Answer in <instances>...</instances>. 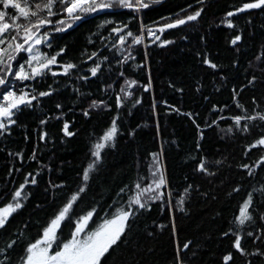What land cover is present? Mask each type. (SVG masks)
<instances>
[{"label": "trees", "instance_id": "16d2710c", "mask_svg": "<svg viewBox=\"0 0 264 264\" xmlns=\"http://www.w3.org/2000/svg\"><path fill=\"white\" fill-rule=\"evenodd\" d=\"M242 2L247 0H159L138 14L113 9L91 14L60 32L53 30L61 27L55 23L41 29L49 32L51 43V47L42 43L41 51L49 55L61 47L65 51L51 66L56 76L47 72L42 78L23 82L8 76L16 84V91L25 85L29 92L33 87L53 91L38 97L31 107L22 106L13 117L17 123L9 125L10 132L0 136V206L8 202L26 177L37 181L25 185L23 191L29 196L22 201L24 207L0 228V248L6 249L0 260L7 256L5 264H22L27 244L42 234L50 217L77 190L82 169L93 159L92 145L118 115L115 146L102 150L86 193L74 205L76 213L96 206L103 216L105 211L124 204L132 192L126 189L120 193V188L128 185L134 191L138 177L147 178L144 183L150 182L153 153L158 154L168 180L164 191L171 190L172 197L170 204L167 195L164 200L151 202L149 209H141L130 220L126 242L108 256L107 264H176L178 247L184 264H264V256L249 254L257 249L264 252V221L257 213L254 222L237 227L234 219L249 192L254 205L264 210L258 191L264 188V161L260 160L264 146L249 147L264 136V121L242 120L237 127L231 119L236 115L264 114V8L226 17ZM196 11L201 12L197 19L159 31L165 23ZM225 19H231L235 26L222 23ZM105 20L111 22L104 24ZM122 23L129 26L125 32L143 34V41L133 44L129 37L120 45L118 34L111 29ZM148 30L160 39L149 36ZM237 34L242 39L232 45L230 41ZM165 39L172 42L162 44ZM92 52L97 55L88 59ZM20 57L27 59L28 54L22 52L17 59ZM205 57L217 68L204 64ZM67 62L77 67L63 75L62 65ZM96 63L101 67L92 76L89 69ZM16 67L13 61L14 71ZM85 76L87 80L81 78ZM126 79L138 81L128 89L133 93L131 97L119 92ZM149 80L151 86L145 90L143 86ZM117 94L124 100L119 108L115 105ZM93 99L105 100L111 107L90 109ZM85 109L90 112L87 117ZM41 120L46 123L40 124ZM65 122L72 136L63 132ZM244 124L248 131L242 130ZM43 133L47 136L41 140ZM201 160L211 175L197 170ZM244 164L249 168L242 167ZM189 185V193L185 194L184 188ZM178 194L185 195V211L177 207ZM114 200L119 204L113 205ZM237 231L245 254L233 246V233ZM248 232L254 235L249 237ZM63 234L67 236L66 228ZM11 241L15 244L7 248ZM189 241V247L184 249L183 244ZM228 253L233 259L225 262L223 256Z\"/></svg>", "mask_w": 264, "mask_h": 264}, {"label": "snow or ice", "instance_id": "6c2138e0", "mask_svg": "<svg viewBox=\"0 0 264 264\" xmlns=\"http://www.w3.org/2000/svg\"><path fill=\"white\" fill-rule=\"evenodd\" d=\"M159 2V0H0V86H3V91L0 92L2 102H0V136L6 132H10L9 125L17 123L14 116L19 113L23 106L28 108L32 106V102L37 100L38 97H45L51 95L50 91H37L36 88H32L31 92L26 91L25 85L20 88L19 91L14 90L16 84L8 80V76L14 77L15 81H30L35 80L37 77H43L47 72H51L52 76H56L58 73L52 71V65L58 63L57 56L65 51L63 47L59 49L54 55H49L46 52L41 51L38 45L42 43L51 47V43L48 40L49 32L41 31L47 25H60L53 30L56 32L63 31L64 29L71 28L76 22L83 20L85 17L91 14L106 13L113 9H129L132 13H139L142 9H147L151 3ZM264 8V0H247L242 2L239 6L234 7L233 11L226 13V17H233L238 13H243L246 10L262 9ZM11 13V14H10ZM201 15L200 11H196L193 14L186 15L182 19H176L172 23H165L160 29L163 32L165 29L177 27L185 24L187 21H193ZM61 16L60 19L55 21L53 17ZM111 21L105 20L104 24H108ZM228 27H234L231 19H225L222 21ZM102 26V25H101ZM127 23H122L120 27H113L111 32L118 34V42L120 45H124L126 40L131 37L133 44H139L143 41V34L134 35L131 30L128 29ZM144 26L141 25V33ZM149 36H154L156 40L160 37L156 36L151 30H148ZM242 36L240 34L235 35L230 43L236 45L241 41ZM172 41L163 40L162 44H169ZM115 46V45H113ZM27 53V59L20 57L17 59L18 54ZM96 52H92L88 56V59H92L96 56ZM106 60L107 57H104ZM260 59V57H257ZM23 62H20V61ZM13 61H16V70H13ZM204 64L209 65L211 68H217V64L213 63L210 59L205 57L202 61ZM77 65L72 62H67L62 65L63 75H68L70 70L76 68ZM101 65L96 63L89 69L92 76H96L100 70ZM123 76V73H120ZM87 80L88 77H81ZM256 79L255 76L252 77ZM251 82V81H250ZM136 80H124V85L120 87L119 92L126 97H131L133 93L128 91L132 86L137 85ZM149 83L144 85V89L150 88ZM50 87V86H49ZM111 88L112 85H107ZM124 100L120 94L116 95L115 105L117 108L121 107ZM135 103L139 104L140 101L136 100ZM103 106L104 108H110L105 100H91L89 104L90 109H97ZM57 108H60V104H56ZM237 107H243L237 104ZM179 111L178 109H174ZM84 116H89L90 112L85 109ZM189 117L191 113H187ZM259 118L264 121V114L256 113L255 115H236L231 117L237 127L240 126L241 121L255 120ZM117 117H114L111 121V125L103 132V134L92 145L91 159L86 167L82 169L81 184L78 186L75 192H72L66 201L62 204L58 211L50 217L48 222L43 226L42 234L35 239L34 242L27 244L24 249V255L21 257L22 264H107V258L115 251L120 244L126 242V234L130 230V220L134 219L141 209H149L151 202L157 200H164L165 195L168 197L169 204L171 203L172 191L164 189L168 186V180L163 170L162 162L159 159L158 154L153 153V164L150 165L151 179L150 182L144 183L147 178L138 177L137 182L134 184V191L129 189L128 185L120 188V193H125L126 189L132 192L128 196L124 204H119V201H113V205H118L113 211H105L103 216H100L96 206L91 207L89 210L82 214H77L74 205H77L81 199L82 194L86 193L88 189V182L91 178L90 174L97 170V166L102 159V150L108 146H115V140L118 134ZM219 119H225V117H219ZM45 120H41L40 124H45ZM195 123V121H193ZM213 124L216 120L212 121ZM199 129V125H196ZM69 125L67 122L63 125V132L67 136H72L74 133L68 130ZM243 131H248L247 124H244ZM232 131L231 127L228 129ZM202 135V134H201ZM47 136V133H43L40 137L43 140ZM264 146V136H261L255 141L253 145ZM199 147V144H197ZM19 155V153H17ZM34 158V157H33ZM261 161H264V156L260 157ZM219 163V161H217ZM260 162L257 161V164ZM242 167L248 169L249 165L244 164ZM198 171H202L208 174V168L205 165L204 160H201L198 164ZM251 175V170H249ZM31 175V173H29ZM31 183L36 184L35 178L30 181L25 178V182L21 183L12 193L8 202L0 206V228H4L9 218L18 210L24 207L22 201L28 199L29 193H25V185ZM62 185H53V187H60ZM184 188V193H189V188ZM238 191V189H234ZM261 192V204H264V188L259 189ZM2 199V197H0ZM185 195H177V207L180 211H185L184 208ZM113 205H109L112 208ZM258 218L264 221V210L258 209L254 205V197L252 192L247 194V198L244 199L242 205L239 206V214L234 217L237 227L243 226L246 222H254L256 215ZM161 228L165 225H160ZM67 229V236L63 234V229ZM264 230V228H262ZM173 231H175V224L173 222ZM232 232V229H229ZM225 232L224 235H228ZM235 240L233 246L241 254H245V249L241 247V235L240 232H234ZM252 237L253 232L246 234ZM259 239V237H256ZM191 242L183 244V248L187 249ZM15 244V241H11L7 244V248H11ZM6 249L0 248V254L5 253ZM180 249L177 248V254L175 257L176 264H184V261L179 255ZM250 255H262L264 252H260L259 249L255 253H249ZM8 257L0 260V264H5V260ZM232 254L228 253L223 256L225 262L231 261ZM251 264V262H249Z\"/></svg>", "mask_w": 264, "mask_h": 264}, {"label": "rangeland", "instance_id": "374dc122", "mask_svg": "<svg viewBox=\"0 0 264 264\" xmlns=\"http://www.w3.org/2000/svg\"><path fill=\"white\" fill-rule=\"evenodd\" d=\"M41 45H38L37 47H40ZM53 66V65H52ZM22 107V106H21Z\"/></svg>", "mask_w": 264, "mask_h": 264}]
</instances>
